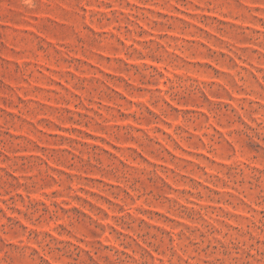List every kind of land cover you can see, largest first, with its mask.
I'll use <instances>...</instances> for the list:
<instances>
[{
    "label": "rangeland",
    "instance_id": "374dc122",
    "mask_svg": "<svg viewBox=\"0 0 264 264\" xmlns=\"http://www.w3.org/2000/svg\"><path fill=\"white\" fill-rule=\"evenodd\" d=\"M0 264H264V0H0Z\"/></svg>",
    "mask_w": 264,
    "mask_h": 264
}]
</instances>
